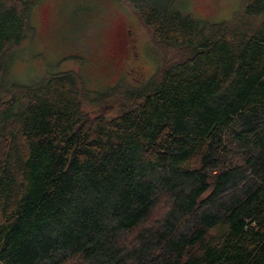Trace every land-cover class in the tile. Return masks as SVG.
Instances as JSON below:
<instances>
[{
	"label": "trees",
	"instance_id": "1",
	"mask_svg": "<svg viewBox=\"0 0 264 264\" xmlns=\"http://www.w3.org/2000/svg\"><path fill=\"white\" fill-rule=\"evenodd\" d=\"M123 1L172 55L91 116L74 71L10 79L39 0H0V264H264V0Z\"/></svg>",
	"mask_w": 264,
	"mask_h": 264
},
{
	"label": "rangeland",
	"instance_id": "2",
	"mask_svg": "<svg viewBox=\"0 0 264 264\" xmlns=\"http://www.w3.org/2000/svg\"><path fill=\"white\" fill-rule=\"evenodd\" d=\"M183 1L197 18L215 25L235 19L247 2ZM257 18L247 16V25L258 26ZM30 20L34 34L13 50L10 79L35 85L51 73L74 71L91 116L119 113L128 93L143 90L172 55L123 0H39ZM124 39L132 43L126 50Z\"/></svg>",
	"mask_w": 264,
	"mask_h": 264
},
{
	"label": "flooded vegetation",
	"instance_id": "3",
	"mask_svg": "<svg viewBox=\"0 0 264 264\" xmlns=\"http://www.w3.org/2000/svg\"><path fill=\"white\" fill-rule=\"evenodd\" d=\"M124 49L126 50V48H130L131 46H132V43L129 41V40H127V39H124ZM134 45V44H133ZM126 47V48H125ZM133 48H134V46H133ZM134 68H132L131 69V71L133 70ZM130 71V72H131Z\"/></svg>",
	"mask_w": 264,
	"mask_h": 264
}]
</instances>
